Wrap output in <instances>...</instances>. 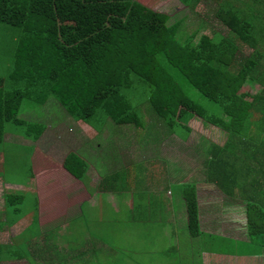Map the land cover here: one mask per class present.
Listing matches in <instances>:
<instances>
[{"label":"trees","instance_id":"16d2710c","mask_svg":"<svg viewBox=\"0 0 264 264\" xmlns=\"http://www.w3.org/2000/svg\"><path fill=\"white\" fill-rule=\"evenodd\" d=\"M179 1L193 8L213 5L224 30L199 35L206 22L200 19L188 31L182 19L168 23L167 13L147 8V0H0V23L18 29L11 70L0 76V148L8 124L33 141L40 137L44 126L19 114L24 101L40 107L50 97L76 121L104 116L140 127L122 93L132 89L135 77L148 87L146 102L160 126L187 136L188 122L198 116L227 134L223 148L213 147L209 164L220 190L231 195L222 182L232 178L235 140L253 146L257 176L264 177V0ZM188 88L218 115H209ZM74 160L67 156L63 166L80 177L85 166L75 167ZM5 195L9 204L19 196ZM183 197L187 233L198 237L195 186L186 185ZM247 212V233L264 247V199L252 198Z\"/></svg>","mask_w":264,"mask_h":264},{"label":"crops","instance_id":"0c3cea01","mask_svg":"<svg viewBox=\"0 0 264 264\" xmlns=\"http://www.w3.org/2000/svg\"><path fill=\"white\" fill-rule=\"evenodd\" d=\"M51 98L40 107H54ZM67 115L69 118L66 112L58 119L67 121ZM96 117L90 123L69 118L67 125L48 121L42 124L44 131L36 141L24 137L21 130L5 131L3 145L30 151V172L22 179L3 172L6 155L0 148V264H96L97 250L110 258L117 247L95 240L94 228L80 222L83 217L90 222L84 211L88 213L103 202L108 210L123 211L121 216L139 227L135 233H140L141 242L145 240L142 233L149 231L145 228L151 223L147 219L156 212L160 217L163 212L176 217L179 205L186 221L183 189L190 184L196 189L198 237L204 230L241 245V250L235 251L201 249L197 261L264 264L260 238L247 233V204L252 198L264 199V177L257 176L250 144L235 140L232 178L222 182L229 188V196L212 181L209 171L213 147L226 144L223 130L195 116L187 124L189 135L176 134L160 126L151 110L140 127ZM203 139L211 144L204 148ZM69 155L75 157V167L84 164L80 177L64 168ZM5 193L19 196L9 204ZM84 206L88 210H83ZM109 217L115 218V212ZM203 223L210 229L205 230ZM169 224V220L167 225L161 223L167 250L175 242V231ZM116 237L117 242L123 240L114 236L112 244H116ZM193 262L191 259L190 264Z\"/></svg>","mask_w":264,"mask_h":264},{"label":"rangeland","instance_id":"374dc122","mask_svg":"<svg viewBox=\"0 0 264 264\" xmlns=\"http://www.w3.org/2000/svg\"><path fill=\"white\" fill-rule=\"evenodd\" d=\"M145 6L155 11L167 13L169 15L168 23L182 19V27L188 31L195 29L198 23H200V19H203L206 22L201 27L199 35L202 32H209L211 28L220 30L221 32L225 28L220 21L214 17L213 5L207 2H201L193 8L183 4L179 0H147ZM17 33V28L0 23V76L4 78L7 77L11 70L12 51L17 39ZM246 52H249V50H246ZM133 81L134 85L132 89L129 91L123 90L122 93L130 98L139 118L145 120L147 111H150L146 102L148 87L141 82H136L135 77H133ZM257 89L258 88L255 87L252 90L250 89V91L255 93ZM186 91L208 112L209 115H218L215 106L202 97L200 93L189 88ZM242 91H248V87L244 88ZM52 99L54 98H51L50 102L55 103L54 107L51 104V106L47 108L33 107L29 101H24L19 117L29 122L41 124L51 120L54 122L56 121V124L64 123L66 125L69 124L71 120L75 122L74 119L69 116L70 120L68 115L66 116L67 121L63 122L61 119H58L61 115L66 114V111L55 99V101ZM95 124L99 125L100 123L96 122ZM163 127L165 128V126ZM19 130L18 127L12 124L6 126V131ZM172 131L176 132V134H185L181 129ZM202 143L205 148L211 144V141H209L208 145L207 141L203 139ZM1 149L6 155V162L4 166H2L4 169L3 172L15 173L17 179L24 178L25 174L30 172V163L28 161L30 151L8 144L3 145ZM175 203L178 204L176 201ZM178 206L174 212L176 217H167L166 212L161 213L160 217V213L156 212L154 217L147 219L151 222L145 225V228L149 231L142 233L145 240L141 242L139 241L141 240L140 233H135L139 227H135L134 223L131 224V222L128 221L130 219H127V217L121 216L124 215L123 211L108 210L104 202L102 205L92 207L88 213L84 211L90 222H86L84 217L81 218L80 222L83 224L88 223L86 226L94 228L96 234L95 240L113 248L117 247L114 253H111L114 255L110 258L109 255L106 256L104 253L97 250L94 254V259H98L96 264H190L191 259L194 260L193 264H200L197 259L200 256L199 252L201 249L208 250L209 252L241 250V245L239 243L230 240V238L219 237V234L214 232L210 233L203 230L200 237H190L187 233L185 218L183 217V213H181L182 210L179 209ZM83 210H88V207L84 206ZM113 212H115L116 217H109ZM168 220L170 222L169 227L175 231V242L171 245L169 244L170 247L172 246L169 250H167L166 235L163 233L165 229L161 225V223L167 225ZM202 226L205 230L210 229L206 223H203ZM123 231L126 232L123 234ZM127 231L129 232L127 233ZM155 233H157V235H155ZM117 235H120L123 240H118L117 242L116 237V244H112L110 241ZM206 264H215V261L209 259Z\"/></svg>","mask_w":264,"mask_h":264}]
</instances>
